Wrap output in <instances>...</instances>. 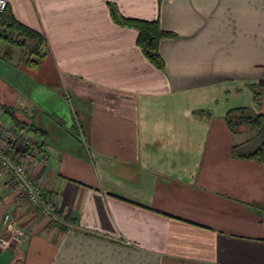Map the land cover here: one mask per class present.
Instances as JSON below:
<instances>
[{
	"label": "crops",
	"instance_id": "obj_1",
	"mask_svg": "<svg viewBox=\"0 0 264 264\" xmlns=\"http://www.w3.org/2000/svg\"><path fill=\"white\" fill-rule=\"evenodd\" d=\"M7 2L45 43L10 67L26 102L0 99V124L59 222L0 168V235L9 213L24 239L0 264H264V166L233 159L225 121L264 90V0ZM112 11L173 34L163 69Z\"/></svg>",
	"mask_w": 264,
	"mask_h": 264
},
{
	"label": "trees",
	"instance_id": "obj_2",
	"mask_svg": "<svg viewBox=\"0 0 264 264\" xmlns=\"http://www.w3.org/2000/svg\"><path fill=\"white\" fill-rule=\"evenodd\" d=\"M112 16L121 26L138 31L137 44L147 60L156 68L163 69L164 63L158 52V43L173 34L162 30L158 21L125 18L114 11H112ZM0 26L6 30V34H0V39L9 47H19L27 56L25 64L38 68L44 56L42 50L45 43L44 38L38 32L19 23L7 8L4 13L0 14ZM261 87V84L251 86L253 107L241 106L232 109L226 114L225 121L235 134L250 129L255 131V135L251 138L232 147L233 159L253 161L264 166V113L261 112L263 100Z\"/></svg>",
	"mask_w": 264,
	"mask_h": 264
},
{
	"label": "built area",
	"instance_id": "obj_3",
	"mask_svg": "<svg viewBox=\"0 0 264 264\" xmlns=\"http://www.w3.org/2000/svg\"><path fill=\"white\" fill-rule=\"evenodd\" d=\"M7 5V0H0V14L5 12ZM5 31L0 26V34H6ZM1 133L3 134L2 137L5 146L0 142V168L6 173L10 182L17 188L20 197L26 199L33 208L40 209L43 217L59 221L55 214V203L51 200H44L42 185L31 178L25 164L18 158L17 146L20 139L19 133L12 129H6L0 124V135ZM8 146L11 148H8ZM32 146L34 152L39 151L37 145ZM9 149L14 150L11 155L8 153ZM3 224L4 232L0 235V250H8L13 245L21 246L24 239L15 218L11 214L6 213L3 216Z\"/></svg>",
	"mask_w": 264,
	"mask_h": 264
},
{
	"label": "rangeland",
	"instance_id": "obj_4",
	"mask_svg": "<svg viewBox=\"0 0 264 264\" xmlns=\"http://www.w3.org/2000/svg\"><path fill=\"white\" fill-rule=\"evenodd\" d=\"M0 51H1L0 52V99L8 97V99H11V101L14 103V104H12L13 107H17V105H21L22 103L26 102L25 94H23L24 93L23 88H24L25 84L22 81L21 85L23 87L22 88L16 87L15 84L18 85L19 80L16 79V83H14V80H12V76H10L13 72L9 71V70H11L10 67L18 66L19 64L25 65L24 62H25L27 56H26V54L23 53V51L19 47H17V46H15V47L10 46L9 47L7 45V43H5L1 39H0ZM1 65L3 67H1ZM18 73L20 75L22 74L21 78L24 79L25 75L22 72H18ZM263 93H264V90H263ZM6 112H7V110H6ZM36 118H38V117L36 116ZM253 135H255L254 130H251V129L246 130L243 134L238 136L239 142L244 141L245 139L251 138ZM44 200H45V198H44ZM45 201H50V200L46 199ZM55 207H56V205H55ZM56 218L58 219L57 216H56ZM46 219L51 221V223H53V224H57L59 222V221H56L55 219L53 220L51 218L50 219L46 218Z\"/></svg>",
	"mask_w": 264,
	"mask_h": 264
}]
</instances>
